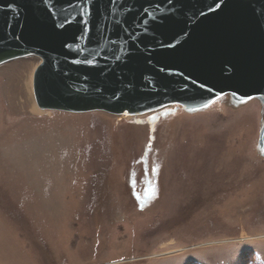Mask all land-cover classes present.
Instances as JSON below:
<instances>
[{
    "label": "rangeland",
    "instance_id": "obj_1",
    "mask_svg": "<svg viewBox=\"0 0 264 264\" xmlns=\"http://www.w3.org/2000/svg\"><path fill=\"white\" fill-rule=\"evenodd\" d=\"M39 63L0 66V264H264L261 98L36 113Z\"/></svg>",
    "mask_w": 264,
    "mask_h": 264
},
{
    "label": "water",
    "instance_id": "obj_2",
    "mask_svg": "<svg viewBox=\"0 0 264 264\" xmlns=\"http://www.w3.org/2000/svg\"><path fill=\"white\" fill-rule=\"evenodd\" d=\"M29 56L43 109L264 102V0H0V65Z\"/></svg>",
    "mask_w": 264,
    "mask_h": 264
},
{
    "label": "flooded vegetation",
    "instance_id": "obj_3",
    "mask_svg": "<svg viewBox=\"0 0 264 264\" xmlns=\"http://www.w3.org/2000/svg\"><path fill=\"white\" fill-rule=\"evenodd\" d=\"M148 177H145V185L144 188L141 190L140 194L137 196L142 199V204H147L151 202L152 198L155 196V185L156 184V179L155 177L149 176L150 173H147Z\"/></svg>",
    "mask_w": 264,
    "mask_h": 264
},
{
    "label": "bare ground",
    "instance_id": "obj_4",
    "mask_svg": "<svg viewBox=\"0 0 264 264\" xmlns=\"http://www.w3.org/2000/svg\"><path fill=\"white\" fill-rule=\"evenodd\" d=\"M29 57H32V56H29ZM36 57V56H34ZM38 58V57H37ZM40 59V58H39ZM9 63V62H8ZM40 63H41V59H40ZM39 63V64H40ZM38 64V65H39ZM4 65V64H2ZM1 66V65H0ZM38 67V66H37ZM36 67V69H37ZM35 69V71H36ZM35 71H34V76H33V73L31 74L30 76V84L29 86L27 87L28 91H29V102L31 103V107H32V110L33 112H36V113H40V112H43V110H50V109H43L41 107L38 106L37 102H36V99H35V94H34V77H35ZM33 76V77H32ZM166 108V107H165ZM150 112H153V111H150ZM81 113V112H80ZM146 113H149V112H146ZM144 113V114H146ZM142 115V114H141ZM127 116H136V115H127Z\"/></svg>",
    "mask_w": 264,
    "mask_h": 264
}]
</instances>
